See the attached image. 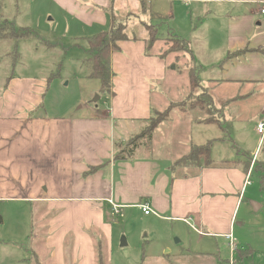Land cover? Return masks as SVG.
Instances as JSON below:
<instances>
[{
	"label": "crops",
	"instance_id": "obj_1",
	"mask_svg": "<svg viewBox=\"0 0 264 264\" xmlns=\"http://www.w3.org/2000/svg\"><path fill=\"white\" fill-rule=\"evenodd\" d=\"M56 1L79 17L87 29L98 25L100 30L94 36L110 29L114 10L122 16H137L143 11L144 0H122L121 4V0H85L84 4ZM182 1L188 3L187 16L194 27L192 34L187 36L183 31L182 35L191 43L193 55L188 57L200 70L202 85L209 89L216 105L230 102L229 108L235 109L236 119L228 115L226 122L251 123V131L246 127L249 138L259 137L256 125L264 116V0ZM145 2L151 15L150 2ZM149 23L154 24L152 18ZM138 26L126 31L130 40L119 43L120 50L112 54V104L96 117L50 122L42 118L34 123L24 122L23 117L18 120L17 112L23 116L29 108L41 107L44 87L40 86L45 84L34 80L12 79L0 100V169L5 178H0V199L45 204L51 212L46 210L38 217L43 232L34 244L36 248L38 243L44 246L33 250L38 264H97V243L104 241L109 247L112 240L110 200L123 207L124 218L126 213L139 210L145 217L165 222L189 224L186 221L191 219L227 241L228 235L235 236L236 213L249 173L261 174L252 170L251 163L254 159L264 163L260 160L264 146L258 152L256 143L252 150L239 147L233 139L228 146L215 143L218 148L213 147L212 156L223 153L218 166L196 165L197 171L177 169L179 160L172 161L170 149L162 158L141 154L148 146L139 149L132 160L115 161L114 135L161 111L165 98L161 87L171 68L161 52L147 54L149 33ZM172 34L167 32V37ZM30 97L35 103L31 100L33 104H29ZM14 100L18 105H13ZM175 121L171 118L168 123L175 125ZM30 128H35L34 132ZM192 131L191 144L179 146H205L209 139L195 143V138L217 129L193 124ZM173 146L177 148L175 143ZM227 149L231 150L228 157ZM224 161L230 164L223 165ZM93 167L98 169L92 171ZM141 204L148 205L153 213L145 215ZM41 254L47 257L44 262Z\"/></svg>",
	"mask_w": 264,
	"mask_h": 264
},
{
	"label": "rangeland",
	"instance_id": "obj_2",
	"mask_svg": "<svg viewBox=\"0 0 264 264\" xmlns=\"http://www.w3.org/2000/svg\"><path fill=\"white\" fill-rule=\"evenodd\" d=\"M77 1L83 4L87 2ZM119 2L121 4L122 0ZM149 2L151 15L142 11L137 16H122L119 10H114L117 19L127 25L126 31L131 26L139 25V30L148 32L143 22L149 23L152 18L154 24H163L161 32L164 37H167V32L176 33L184 39L186 37L182 35L183 31L187 32V36L192 34L191 29L194 27L191 28L187 16L188 3H183L182 0ZM66 8L56 0H0V19L13 23L16 29H29L33 32V36L27 39L0 40V100L14 78L45 84L40 86L44 87L42 101L43 94L38 97L42 102L41 107L36 110L29 108L30 111L23 112V116L22 112H17L18 120L23 117L24 122L34 123L42 118L48 122L56 118L91 119L108 110L112 104L110 96L102 92L101 82L89 77L91 68L89 56L85 51L88 49L86 38L100 29L98 25L87 29V25ZM170 46L172 44L159 41L153 53H162L170 49ZM174 49V53L166 56L171 68L166 82L161 87L165 91L161 111L154 113L151 120L149 118L142 123L123 127L125 131L121 130V133L114 135L117 142L125 146L129 139L145 130L147 126L149 128L151 124L161 122L169 106L175 104L183 107L185 112H180V108L172 110L170 119L176 118L175 125L168 123L169 119L157 126L153 132L152 148L149 147V142L147 151L141 154L151 153L156 158H162L167 155V149H170L169 153L172 155L169 157L174 163L180 160V156H189L192 147L179 146V143L191 144L189 136L193 135V124L215 126L217 129L216 133L197 136L195 143L209 139L207 145L216 149L218 147L215 143L228 146L229 140L233 139L239 147L252 150L255 143L258 145L260 137L249 138V131L253 129L251 123L239 125L232 120L225 121L228 115V118L237 117L235 109L229 108L230 102L218 103L211 116L197 106L198 99L193 96L196 91L193 92L190 88L188 71L198 68L190 61L188 54H176L177 48ZM195 49L197 50V47ZM177 56L180 57L179 62L175 59ZM31 100L35 103L36 99L30 97L29 104H33ZM95 100L97 102L94 103ZM13 105H18L16 100ZM209 121L212 122L209 124ZM221 127L224 132L218 130L222 129ZM246 127H249V131ZM34 130L35 128H30L32 132ZM174 133L176 136L172 138ZM177 136H180L178 140ZM241 140L245 145H242ZM145 142L148 143V140ZM174 143L178 149L174 148ZM150 150L156 151L153 154ZM230 151L226 150L227 157L230 156ZM216 154L213 158L217 162L221 161L223 153L218 151ZM260 160L264 161L263 153ZM253 161L251 164L255 169ZM183 166L188 171L199 170L192 164ZM183 166L177 169L184 172ZM95 169L98 168L93 167L91 170ZM259 170L264 171V167L261 165ZM2 172L3 169H0V178L5 180ZM9 180L13 183L12 179ZM241 203L236 213L234 255L226 239L213 236L210 231L202 229L194 221L190 224L179 221L165 222L154 216L145 217L139 210H134L133 214L126 213L125 218L111 216L114 218L109 220L112 240L109 247L103 241L104 254L109 264H228L232 256L235 264H264V188L261 184V174L250 175V184H246ZM46 210L49 212L45 204L41 203L0 199V264H34L33 250H42L44 247L38 243L36 248L34 243L41 235L39 218L44 216L43 212ZM123 237L127 241L126 247L120 246ZM241 254L244 255L243 258L240 257ZM41 255L44 262L43 259L46 260L47 257L45 254Z\"/></svg>",
	"mask_w": 264,
	"mask_h": 264
},
{
	"label": "trees",
	"instance_id": "obj_3",
	"mask_svg": "<svg viewBox=\"0 0 264 264\" xmlns=\"http://www.w3.org/2000/svg\"><path fill=\"white\" fill-rule=\"evenodd\" d=\"M143 12L147 13L149 11V5L142 1ZM111 27L108 31L99 33L97 35L88 37L86 39L88 49L85 50L87 55L89 56V63L91 68L90 79L99 80L102 84V92L106 95L113 96V84L112 80L114 77V73L112 70V54L119 51V43L130 40L129 36L126 34L125 27L127 26L121 20H118L115 14L111 16ZM143 24L148 28L149 33V41L147 43V54L151 55L155 48V45L159 41L165 42V44H172L170 49L161 53V57L165 58L169 54L174 53V48H177L175 51L176 54L183 52L184 54L193 55L191 43L188 40L182 39L179 36L172 34L171 37H164L161 32L163 28V24ZM33 36V32L29 29H16L14 24L8 22L7 20L0 19V40L4 39H14L21 40L27 39ZM177 62H179L180 57H175ZM189 76V84L191 90L196 91L195 96L197 101V106L201 107V110L211 116V114L215 111V101L214 98L209 91L208 88H205L202 85L200 79V70L188 71ZM180 108V112H185L183 107H179V105L171 104L169 108L166 110V115L163 120L158 124H151V127L139 132L133 138L129 139V142L123 146L119 144L117 140H114V157L115 161H128L132 160L134 156H136L137 151L143 147H147L149 142L151 143L153 139V132L161 123L170 119V115L172 110ZM217 113V112H216ZM151 120V118H150ZM211 120V119H209ZM212 121H209V124ZM223 129V127H221ZM148 140V143L145 141ZM213 146L205 145H193L191 149V153L187 157H183L176 163L177 166H183L185 164L202 165L199 167H216L218 166L217 161L214 160L212 156ZM230 164L228 161H224L223 165ZM264 163L255 162V166L253 170L257 173H261V184L262 188H264V171L259 170L261 165ZM260 166V167H259ZM185 167V166H183ZM97 170V169H95ZM93 171V170H92ZM248 172V168L246 169V173ZM41 228V227H40ZM43 232V230H41ZM46 232V229L44 230ZM241 258L244 257L243 254L240 255ZM96 258L97 264H109L107 257L104 254V243L98 242L96 245ZM34 264H38L36 261V257H32Z\"/></svg>",
	"mask_w": 264,
	"mask_h": 264
},
{
	"label": "built area",
	"instance_id": "obj_4",
	"mask_svg": "<svg viewBox=\"0 0 264 264\" xmlns=\"http://www.w3.org/2000/svg\"><path fill=\"white\" fill-rule=\"evenodd\" d=\"M185 1L186 2H190L191 0H185ZM261 14L264 16V6L261 9ZM256 132H257L258 136L260 137L259 144H258V152H259L264 146V116L257 123ZM254 162H255V159H254ZM250 175H251V172L249 173L248 180H247L246 184H250ZM109 204L111 205V216L112 217L124 218L123 207L122 206L117 205L115 202H113L111 200L109 201ZM139 208L143 211V213L145 215H150V214L153 213V211L150 209V207L148 205H146V204H141L139 206ZM186 222L190 224L191 219H188ZM227 239H228V242H229L230 249L232 251V255H234L235 250H236L235 238L230 234V235L227 236ZM233 251H234V253H233ZM228 264H235V262L233 260V256L231 257V259H230Z\"/></svg>",
	"mask_w": 264,
	"mask_h": 264
},
{
	"label": "water",
	"instance_id": "obj_5",
	"mask_svg": "<svg viewBox=\"0 0 264 264\" xmlns=\"http://www.w3.org/2000/svg\"><path fill=\"white\" fill-rule=\"evenodd\" d=\"M98 100H99V98H98ZM95 102H97V101L95 100L94 103ZM120 246L121 247H126L127 246V241H126V239L124 237L121 239Z\"/></svg>",
	"mask_w": 264,
	"mask_h": 264
}]
</instances>
